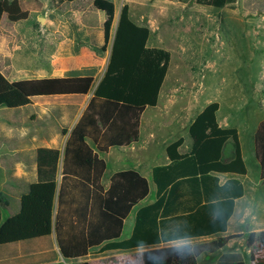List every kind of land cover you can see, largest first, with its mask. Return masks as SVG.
I'll use <instances>...</instances> for the list:
<instances>
[{
	"label": "trees",
	"instance_id": "trees-1",
	"mask_svg": "<svg viewBox=\"0 0 264 264\" xmlns=\"http://www.w3.org/2000/svg\"><path fill=\"white\" fill-rule=\"evenodd\" d=\"M38 2L39 0H34ZM66 1L54 0L59 5ZM189 1V0H181ZM198 4L222 8L237 0H195ZM94 6L105 12V43L107 50L113 37L116 5L112 0H94ZM13 22L30 16L23 0H0V23L3 16ZM151 29L136 23L129 3H124L113 37L107 69L83 115L72 130L64 151L59 181L61 151L40 147L37 150L38 181L21 201V210L2 222V209L7 201L0 194V245L49 237L53 230L65 257H82L90 248L105 241L107 248L130 249L143 244L151 249L167 247L164 229L174 222H186L195 237L224 232L227 227L209 221L207 207L212 195L229 193L233 199L242 197L245 187L238 179L221 184L214 173L246 175L239 131L219 123L220 103H209L192 121L189 135L193 145L181 153L183 136L166 147L169 162L153 170L157 184V200L138 211V220L129 240L120 238L124 221L132 209L150 193L149 180L134 169L120 170L111 177L106 188L102 177L107 163L99 157L113 146L129 145L140 138L141 115L148 106H156L167 77L172 54L162 47H149ZM95 86L93 76L53 77L11 81L0 70V107L18 108L42 96L87 95ZM67 133V130H64ZM88 139L94 143L92 147ZM233 142V155L224 157L226 143ZM256 155L264 179V120L255 134ZM59 207L55 217L56 200ZM63 215V217H62ZM76 215L78 222L72 221ZM237 234L219 236L200 242L203 253L224 249ZM256 242L264 246V238H247L246 245ZM225 251L214 264H247L245 256ZM158 251H143V263L154 264ZM75 264H90L80 262ZM167 264H198V258L181 261L170 257Z\"/></svg>",
	"mask_w": 264,
	"mask_h": 264
},
{
	"label": "crops",
	"instance_id": "crops-1",
	"mask_svg": "<svg viewBox=\"0 0 264 264\" xmlns=\"http://www.w3.org/2000/svg\"><path fill=\"white\" fill-rule=\"evenodd\" d=\"M23 1L25 2V0ZM31 1H33L32 4L28 6L30 8L29 18L33 16L34 12H37L39 14L38 20L40 21V27L38 32H34L31 38L33 40L29 42L30 44L28 43V45L25 46L20 43H14L13 39L16 33L14 31L12 32L8 25L26 21L29 18L18 22L10 21L7 14L2 18L0 23V70L4 72L11 81L53 77L93 76L95 78V86L85 96H42L35 99L33 103L22 107H6L4 109L0 107L5 113L10 112L8 114L4 113L5 116L0 117V194H2L7 201V205L2 209V222H5L8 218L20 212L23 196L28 194L31 190V186L38 181V148H56L61 151L62 155L58 177L59 181L61 180V170L67 141L72 130L87 108L98 83L107 69L113 37L120 17V15H117L118 3L116 1V12L112 30L113 37L107 50L103 51L101 48L105 43L104 22L107 15L105 12L104 15L103 11L94 6V0L66 1L59 5L55 4L54 0H39L38 6L37 2L34 0ZM134 21L140 25L148 26L151 29V35L148 41L149 47L163 48V46L157 43L158 39L154 38L156 36V31L151 25H145L137 20ZM98 76L100 77L98 78ZM166 79L160 92L158 104L156 106H148L141 115L139 140L129 145L113 146L105 153L98 151L99 157L104 159L107 163V169L101 179L106 188L110 187L111 177L115 172L134 169L149 180L151 193L150 175H153L154 168L157 165L169 162L168 156H165L166 161L164 163L152 164L149 160V158L157 154L154 148L157 144L161 143L154 131L156 128L159 129V127L155 129L154 127L156 125L160 126V122L165 121L169 115L172 118H169L167 123L172 122L175 117L181 115L179 114L181 112L176 109L178 101L176 102L175 99H167L165 101L162 98ZM259 84L260 87H257V94L261 97L262 107H257L259 112L257 116L250 118V116L247 115V120L242 125L236 122L231 124L228 120H220L218 117L221 126L236 127L238 129L245 162L246 159H250V161L253 160L258 170L254 180L250 178L249 170L246 175L214 173L219 177L221 184L233 178L242 181L245 187V193L242 197L236 199L237 202L242 199L251 200L253 202L257 199L264 201L262 195L250 196L248 194L249 184L257 185L260 181H264L261 177V167L256 155L255 141V134L260 123L264 120V82H260L258 85ZM262 87L263 89H261ZM259 91H263V94L261 95ZM253 93L257 96L256 92H252L251 94ZM211 102L213 101L201 105L199 108L198 105H200V102L199 104L193 103L192 100L188 102L183 108V113L187 114L186 120L182 122L183 128L186 131L183 133L184 135H176L173 140L168 141L165 144V148L171 142L183 136L185 142L180 148V152H189L193 145L192 138L189 135V127L195 117ZM194 107L198 109L195 114L192 115ZM235 107L234 110L239 111L243 105L237 104ZM20 109L24 111L29 109V112L24 115L23 119H19L15 114V112ZM158 113H160L161 116H158ZM181 118L182 116H179L178 121H181ZM65 129L67 133L64 132ZM242 140H246L249 144V153L248 155L246 154V156ZM88 142L94 147V143L91 139H88ZM227 145H230L228 152H226ZM226 146L224 148V157L230 159L233 155V142L229 140ZM113 154H116V156H118V161H120L112 169L111 158ZM145 155H148L149 158L144 157ZM255 157L257 161H255ZM144 164L147 166H144ZM150 193L132 209L131 213L124 221L121 236L116 241L129 240L132 237L138 220L139 209L151 205L158 198L157 192L156 197H149ZM58 207L59 203L57 199L55 217L58 212ZM259 209L260 218L264 220V208ZM77 220V216L73 215L72 221L74 224L78 222ZM231 234H237L234 222H230L227 226V230L224 232H217L212 235L196 238L200 243L213 240L219 236L225 237ZM244 240L245 242L247 241L245 238ZM107 242L108 241H105L98 246L90 248L88 254L85 256L65 257L60 249L57 232L53 230L49 237L0 245V264H75L85 261L90 264H108V259H111L114 254H117L114 253L116 251H129L125 252L124 256L133 254L135 256V259H121L118 264H144L143 253L142 257H140L138 247L130 249H112L107 248ZM244 243H242V245ZM226 247H230V243H227ZM226 247L216 253H203L202 256L198 258V264H214L222 253L225 251H234L236 249L233 247L226 249ZM251 248L254 259L248 260L246 255H244L247 264H264V246L256 242Z\"/></svg>",
	"mask_w": 264,
	"mask_h": 264
},
{
	"label": "rangeland",
	"instance_id": "rangeland-1",
	"mask_svg": "<svg viewBox=\"0 0 264 264\" xmlns=\"http://www.w3.org/2000/svg\"><path fill=\"white\" fill-rule=\"evenodd\" d=\"M112 1L118 3L117 15H120L122 5L129 3L132 18L145 25H151L156 31L154 38L158 39L157 43L172 54L162 98L165 101H178L176 109L181 112L179 116L182 118L178 121L177 116L167 123L168 119L172 118L169 115L165 121L160 122V126L154 127H159L154 131L161 143L154 148L156 155L152 158L144 156L149 158L152 164L164 163L167 156L165 144L176 135H184L186 130L182 122L186 120L187 114L183 113V108L191 100L195 104L200 102L198 108L210 101H218L219 119L228 120L231 124L236 122L242 125L247 120V115L250 118L257 116V107H262L257 87H260L258 83L264 82V0H237L222 8L198 4L195 0ZM32 2L25 0L27 6ZM103 14L105 15L104 12ZM38 15L34 12L26 21L8 24L10 30L16 33L14 43L26 46L32 42L34 32H38L40 27ZM252 92H256L257 96L255 93L251 94ZM259 93L262 95L263 91ZM237 104L243 105L239 111L234 110ZM1 108L0 117L10 113H5ZM197 109L194 107L192 115ZM28 112L29 109H20L15 114L19 119H23ZM157 115L161 116L160 113ZM242 142L246 156L249 153V144L246 140ZM229 149L230 145H227L226 152ZM117 157L113 154L111 158L112 169L120 161ZM246 163L250 178L254 180L257 167L253 160L246 159ZM150 178L152 190L149 197H156L157 187L152 174ZM248 194L264 197V181L257 185L249 184ZM254 204L258 208H264V201L260 199ZM244 242V238L231 239L227 242L230 247L226 249L238 248ZM243 245L248 247L246 242ZM125 252L129 251L114 252L117 254L108 259V264H118L119 260L124 258L135 259L134 254L124 256ZM246 257L248 260L254 259L253 252L251 255L246 254Z\"/></svg>",
	"mask_w": 264,
	"mask_h": 264
},
{
	"label": "clouds",
	"instance_id": "clouds-1",
	"mask_svg": "<svg viewBox=\"0 0 264 264\" xmlns=\"http://www.w3.org/2000/svg\"><path fill=\"white\" fill-rule=\"evenodd\" d=\"M207 215L211 224L220 228H225L230 222H234L236 233L242 238H264V220L260 218V209L251 200L242 199L237 202L229 193L218 192L209 199ZM163 239L167 247L159 249H151L141 242L138 245L140 257L143 251H158L161 255L155 257L154 264H167L170 257L187 261L192 257L200 258L203 254L199 241L186 222L177 221L166 227ZM233 254L251 255L252 248L241 245Z\"/></svg>",
	"mask_w": 264,
	"mask_h": 264
}]
</instances>
